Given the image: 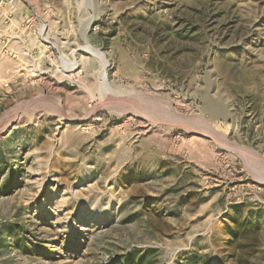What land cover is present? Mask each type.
Instances as JSON below:
<instances>
[{
	"label": "rangeland",
	"instance_id": "374dc122",
	"mask_svg": "<svg viewBox=\"0 0 264 264\" xmlns=\"http://www.w3.org/2000/svg\"><path fill=\"white\" fill-rule=\"evenodd\" d=\"M0 264H264V0H0Z\"/></svg>",
	"mask_w": 264,
	"mask_h": 264
},
{
	"label": "bare ground",
	"instance_id": "6f19581e",
	"mask_svg": "<svg viewBox=\"0 0 264 264\" xmlns=\"http://www.w3.org/2000/svg\"><path fill=\"white\" fill-rule=\"evenodd\" d=\"M76 54V52H74V55ZM93 54H97L96 52H93ZM96 57V56H94ZM82 62L81 60H78V59H75L73 61H71L69 63L68 66H65L64 70H63V73H62V79H70L72 81H75L76 80V77L78 75L77 71L82 68ZM106 72H107V69L106 67L103 69V75H104V80H106ZM104 83V81H103ZM101 83V84H103ZM89 90V89H88ZM105 95V94H104ZM103 96V95H102ZM104 97V96H103ZM102 97V98H103ZM104 99V98H103Z\"/></svg>",
	"mask_w": 264,
	"mask_h": 264
}]
</instances>
